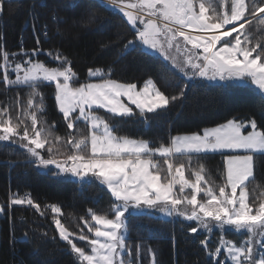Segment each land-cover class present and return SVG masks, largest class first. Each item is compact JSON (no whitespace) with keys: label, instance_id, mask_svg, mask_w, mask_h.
Segmentation results:
<instances>
[{"label":"snow or ice","instance_id":"1","mask_svg":"<svg viewBox=\"0 0 264 264\" xmlns=\"http://www.w3.org/2000/svg\"><path fill=\"white\" fill-rule=\"evenodd\" d=\"M5 2L0 0V13ZM98 3L129 25L131 39L117 34L118 40L126 41L122 55L135 51L158 55L170 62L185 81L199 77L225 85H251L264 96V36L254 39L252 30H264V0H98ZM52 19L55 34L62 35L60 25L67 22L55 12ZM95 21L93 14L87 23ZM41 34L48 38L47 25ZM36 41L39 45V35ZM40 51L37 47L30 52L21 49L10 54L0 48L5 86L30 89L26 103H21L17 96L15 117L10 105L0 108V142L21 146L28 162L38 169L54 168L55 175L73 177L82 184L98 182L114 198L111 218L88 210L91 220L85 219L83 223L91 236L83 228L71 231L59 218L63 215L61 207L48 206L59 238L69 246L77 264H140V247L137 246L134 260L126 243L128 218L150 216L153 211L195 222L196 226L189 231L206 233L200 243L214 264H264V193L250 202L248 186L254 177V155L264 154V126H258L255 118L233 117L216 127L203 129L202 133L175 135L168 145L152 147L146 139L117 135L114 125L98 115L97 110L103 109L113 117L138 116L139 123L150 127L148 114L165 110L183 98L187 83L178 94L167 95L152 79L140 89L135 83L112 79L109 67L106 71L89 68L88 81L77 86L73 83L77 74L66 56L57 52L54 59L63 66L49 67L33 58ZM18 55L26 59L20 62L16 59ZM10 71L14 78H10ZM41 84L54 85L56 107L67 129L72 130L77 121H83L88 126L87 134L54 133L44 119L46 108L38 90ZM65 145L71 151L63 150ZM215 153L224 157L220 184L206 179L203 164L192 165L194 156ZM157 156L163 158V164L154 159ZM189 169L194 178L186 175ZM188 189L190 194H185ZM13 205L31 206L44 215L40 204L29 195L13 194L9 198V211ZM3 215L5 208L0 206V216ZM214 229L221 234L216 246L209 249ZM225 230L241 235L239 243L226 239ZM23 238L27 239V233ZM77 240L87 242V250L78 246ZM10 241L16 242L14 229L10 230ZM148 251L151 264H157L155 251L150 248Z\"/></svg>","mask_w":264,"mask_h":264},{"label":"trees","instance_id":"2","mask_svg":"<svg viewBox=\"0 0 264 264\" xmlns=\"http://www.w3.org/2000/svg\"><path fill=\"white\" fill-rule=\"evenodd\" d=\"M54 12L67 22L60 25L62 35L55 34ZM93 14L96 21L88 24V18ZM44 25L48 28V38L41 34ZM252 30L254 39L264 36V30ZM118 33L132 38L129 25L122 17L105 11L98 0H6L0 14V48L11 54L19 53L21 49L30 52L39 47L41 51L33 58L49 67L63 66L54 59L59 52L71 61V67L77 74L73 83L77 86L88 81L89 68L106 71L109 67L112 79L135 83L139 87L148 79H153L167 95L178 94L187 83L183 98L171 103L165 110L148 114L150 127L139 123L138 116L113 117L97 110L98 115L114 125L117 135L146 139L152 147H158L168 145L174 135L202 133L203 129L216 127L233 117L255 118L258 126H264V96L252 86L208 83L199 77L187 82L160 57L140 51L122 55V45L126 41L118 40ZM105 44L108 46L102 47ZM49 52L53 55L49 56ZM16 59L23 62L26 57L18 55ZM9 75L14 78L13 73ZM2 77L3 71L0 70V108L10 105L11 114L15 117L17 96L21 103H26L30 89L26 86L7 87ZM38 90L46 104L44 119L56 135L62 136L66 126L56 107L54 85L41 84ZM39 100L40 97H37L36 102L39 103ZM75 130L78 135L87 134L88 126L77 122ZM199 164L205 167L206 179L222 183L224 157L221 154L194 156L193 167ZM54 172V168L47 171L30 164L22 147L0 142V205L5 208V215L0 218V264H77L75 255L59 238L55 225L51 223V210L47 209L46 218L18 205H13L9 211V198L13 194L30 195L42 207L44 204L60 206L62 223L74 232L83 228L90 236L83 223L85 219L91 220L89 209L97 214L113 216L111 205L115 201L105 187L98 182L80 187L72 177L57 178ZM186 175L193 178L189 171ZM248 186L250 202L264 193V154L254 155V177L250 178ZM190 192L188 189L186 194ZM192 226L196 224L166 220L158 215H134L128 218L126 243L134 260L137 246L140 247V264H151L149 248L155 251L157 264H214L200 243L206 234L191 233L189 228ZM11 229H14V244L10 241ZM24 233H27V239L23 238ZM75 242L87 250V242ZM214 247V244L209 245L210 249Z\"/></svg>","mask_w":264,"mask_h":264},{"label":"rangeland","instance_id":"3","mask_svg":"<svg viewBox=\"0 0 264 264\" xmlns=\"http://www.w3.org/2000/svg\"><path fill=\"white\" fill-rule=\"evenodd\" d=\"M1 14V13H0ZM154 56H157V57H160V56H158V55H154ZM161 58V57H160ZM162 59V58H161ZM166 63H168L169 65H170V67H171V69L173 70V71H176L174 68H173V66L170 64V62H167V61H165ZM177 72V71H176ZM9 73H11V71L9 72ZM178 73V72H177ZM179 74V73H178ZM181 77H182V75L181 74H179ZM183 78V77H182ZM197 78V77H196ZM195 78V79H196ZM153 80V79H152ZM154 81V80H153ZM206 82H208V83H221V84H224L223 82H218V81H208V80H205ZM96 82V81H95ZM188 82V81H187ZM191 82V81H190ZM248 86H251V85H248ZM143 87V86H142ZM142 87H139V86H137V88L138 89H140V88H142ZM253 88H255L254 86H252ZM256 90V89H255ZM257 91V90H256ZM44 105H45V108H46V104L44 103ZM131 107H133V110H134V112H135V110L136 111H138V109H136L135 108V106L134 105H130ZM100 110H102V111H104V112H106L105 110H103V109H100ZM62 114V113H61ZM106 114H108V115H111V114H109V113H107L106 112ZM124 118H126V117H124ZM77 122H83V121H77ZM83 123H85V122H83ZM64 125L66 126V122L64 123ZM250 129V128H249ZM249 129H247L246 131H249ZM69 132H72V133H74V134H77L78 135V133H77V131L75 130V128L74 129H72V130H69V129H67V127H66V129H65V133H62V136H65L67 133H69ZM190 134H193V133H189V134H181V135H190ZM175 136V135H174ZM8 143H12V142H8ZM13 144V143H12ZM16 145H18V144H16ZM19 146V145H18ZM151 146V145H150ZM21 147V146H20ZM64 150H66V151H71V149H70V147L69 146H67V145H65L64 146V148H63ZM43 151V150H42ZM216 154V153H215ZM217 154H219V153H217ZM257 154H260V153H257ZM154 159H159L160 161H161V164H163V158L162 157H159V156H157V157H154ZM180 158L179 157H177V160H179ZM166 167V166H165ZM190 172V174H191V170L189 169V170H186V172ZM55 177H63V176H57V175H55ZM73 178V177H72ZM194 178V177H193ZM73 179H76V178H73ZM77 185H79L80 187H83L85 184H82V183H76ZM103 187H105V186H103ZM178 187L179 186H177V189H178ZM106 188V187H105ZM107 189V188H106ZM190 190V189H189ZM187 191V190H186ZM185 194H186V192H185ZM24 196V195H23ZM23 196H21V197H23ZM26 196V195H25ZM30 196V195H29ZM31 197V196H30ZM114 199V198H113ZM34 200V199H33ZM35 201V200H34ZM36 202V201H35ZM37 203V202H36ZM49 205H52V204H49ZM48 204H44L43 205V207L41 206V211H43V213H44V215L43 216H41L40 215V213H38L33 207H31V206H27V205H18V206H20V207H25V208H28V209H31V210H33V211H35V212H37L38 214H39V216L41 217V218H46L47 217V209H50L48 206H49ZM0 206H2V205H0ZM127 215V214H126ZM151 215H158L159 217H161V218H163V219H166V220H172V221H175L176 219L177 220H183V221H186V222H189V223H195V222H192V221H187V220H185L183 217H178V216H172V217H168V216H165V215H163L162 213H159V212H156V211H153L152 212V214ZM4 217V215L3 216H0V218H3ZM111 218V217H110ZM51 223L52 224H54V222H53V220L51 219ZM92 223H94V222H92ZM196 234H206L203 230H200V231H198ZM220 232L219 231H217V230H213V233L211 234V236H210V238H209V245L210 244H214L215 246H216V242L218 241V239H219V237H220ZM223 235L225 236V238L226 239H232L234 242H237V243H239V241H240V239H241V235H239V234H237V233H235V232H233V231H230V230H225L224 232H223ZM127 240H128V236H127V239H126V242H127ZM210 249V248H209ZM213 249V248H212ZM222 256H223V252H222Z\"/></svg>","mask_w":264,"mask_h":264},{"label":"built area","instance_id":"4","mask_svg":"<svg viewBox=\"0 0 264 264\" xmlns=\"http://www.w3.org/2000/svg\"><path fill=\"white\" fill-rule=\"evenodd\" d=\"M74 182H75V183H80V182H78L76 179H74ZM52 205H53V204H52Z\"/></svg>","mask_w":264,"mask_h":264},{"label":"crops","instance_id":"5","mask_svg":"<svg viewBox=\"0 0 264 264\" xmlns=\"http://www.w3.org/2000/svg\"><path fill=\"white\" fill-rule=\"evenodd\" d=\"M251 129H249V131H250Z\"/></svg>","mask_w":264,"mask_h":264}]
</instances>
